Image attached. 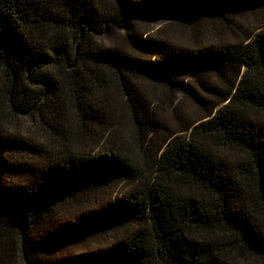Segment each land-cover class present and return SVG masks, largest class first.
I'll list each match as a JSON object with an SVG mask.
<instances>
[{
  "label": "trees",
  "instance_id": "16d2710c",
  "mask_svg": "<svg viewBox=\"0 0 264 264\" xmlns=\"http://www.w3.org/2000/svg\"><path fill=\"white\" fill-rule=\"evenodd\" d=\"M153 16L227 31L183 45L145 35ZM143 82L203 114L172 130ZM111 83L141 161L119 146ZM19 116L45 137L13 131ZM14 253L20 264H264V0H0V264Z\"/></svg>",
  "mask_w": 264,
  "mask_h": 264
},
{
  "label": "rangeland",
  "instance_id": "374dc122",
  "mask_svg": "<svg viewBox=\"0 0 264 264\" xmlns=\"http://www.w3.org/2000/svg\"><path fill=\"white\" fill-rule=\"evenodd\" d=\"M249 17L251 16L248 15V18ZM237 19L238 21H241L240 19L246 18L240 16ZM140 22V29L142 32H145V35L148 36L149 34H154L153 36L167 38L174 42L177 41L183 45L186 44L195 46L198 43L203 44L206 40L215 38L219 35L220 37H223V33L227 31L226 27H223L224 25L217 20H214V22H204L203 24L199 23L194 29L190 28L189 23L164 17L159 18L153 16L151 18L141 19ZM241 22L244 24L246 23V21ZM141 86L144 91L152 95L155 109L158 110L160 114H163V117L166 119L172 130L176 131L181 127V120L191 122L196 120L204 112L190 99L184 97V95H180L175 99L174 96L171 95L169 98L166 95L167 89H164L161 86L154 87L152 84L147 82H143ZM105 98L107 102L111 104V108L116 115L113 124L116 126L117 134L119 136V146H121L123 151L128 155L134 157L137 161H141L142 148L137 141L135 128L129 116L125 98L121 94L118 87L113 83H111L107 89ZM212 99L214 100V98ZM68 109L71 128L78 130L79 123L76 112H74L72 106H69ZM8 125L13 129V131L18 130L23 134H28L36 138L45 137L39 124H32V122L25 117L19 116L9 121ZM183 133L187 132H177L175 135H182ZM221 150H224V152L233 158L241 156L239 152L234 150ZM14 255L16 259L13 261L14 264L22 263L19 256L16 253H14ZM258 263L261 264L260 261Z\"/></svg>",
  "mask_w": 264,
  "mask_h": 264
}]
</instances>
